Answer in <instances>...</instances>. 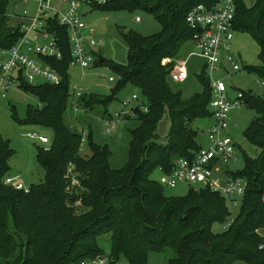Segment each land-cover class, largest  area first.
<instances>
[{
    "label": "trees",
    "instance_id": "16d2710c",
    "mask_svg": "<svg viewBox=\"0 0 264 264\" xmlns=\"http://www.w3.org/2000/svg\"><path fill=\"white\" fill-rule=\"evenodd\" d=\"M11 1L0 0V50H9L19 40V28L7 23ZM235 1L233 31L248 33L256 42L260 64L250 71L263 86L262 95L241 92L242 106L258 115L243 135L259 153L255 158L244 157L242 170L226 173L247 183L238 214L231 218L229 198L207 187L192 186L185 197H168L149 177L155 169L171 173L177 160L191 161L203 147L192 124L211 118L205 70L197 77L200 93L185 101L171 90L166 78L180 47L193 36L186 14L199 4L211 8L216 0H106L93 9L102 13L142 11L161 27L149 37L122 33L127 64L94 63L115 75V87L106 96L84 93L76 102L86 113L95 107L106 108L127 84L140 90L146 105L145 110L133 111L139 126L131 132L127 163L111 170L108 149L94 144L90 135L86 140L90 156L82 157L85 133L73 132L64 116L71 102L66 30L50 20L62 57L48 63L58 70L61 81L58 86L20 82L22 90L39 102L36 110L27 109L21 123L51 129L54 140L50 147L37 151L44 182L31 185L24 193L4 184L13 149L0 134V264H81L104 256L98 242L101 236L109 237L107 257L112 264L122 259L127 264H146L149 254L167 250L174 256L167 264H264V249L260 248L264 237L258 233L264 231V0H256L251 7ZM165 114L170 132L158 142L156 128ZM69 167L85 177L68 178ZM77 202L85 209L82 213L76 214ZM226 222L225 231L212 232L214 225Z\"/></svg>",
    "mask_w": 264,
    "mask_h": 264
},
{
    "label": "rangeland",
    "instance_id": "374dc122",
    "mask_svg": "<svg viewBox=\"0 0 264 264\" xmlns=\"http://www.w3.org/2000/svg\"><path fill=\"white\" fill-rule=\"evenodd\" d=\"M56 1L59 3L60 0ZM242 1L248 7L253 6L256 2V0ZM24 9L33 16L35 11L33 3L24 6L22 11ZM81 14L83 15L82 20L93 30V36L99 43L97 47L93 48L95 57H101L104 61H109L118 66L126 65L128 59L127 46L121 35L122 33L131 31L149 37L159 33L161 29L159 23L152 16L142 11H136L134 14L125 11L102 13L89 6H83ZM136 18L141 21H137ZM7 23L8 26L18 27L16 20L8 18ZM233 32V39L230 43L231 53L236 57L240 71L230 72L228 75L216 72L211 79L213 81L223 80L227 88H229L228 95L231 97L234 96V93L242 91H250L252 94L262 95L263 86L259 85L261 81L250 71L251 68L260 64L258 62L259 48L250 34L239 31ZM196 53L197 50L192 41L185 42L175 56L173 64L185 62L187 78L184 82H174L170 77L166 78L171 90L179 92L183 101L191 99L196 93H200L202 88L197 77L205 70V65L202 58L195 56ZM69 69L71 93H73L74 87L77 86V89L83 90L84 93L106 96L109 90L115 87V81H108V78H115V75L106 66H92L86 71H82L78 67ZM42 84H45L44 80H38L36 83L37 86ZM132 96H135L136 99L132 100ZM5 97V99L0 98V134L8 142L9 148L13 149V154L7 161V176L10 178L19 177L16 180L20 181L25 189H29L31 185L44 182V171L37 164L36 156L38 149L44 150V148L51 146L54 140V132L46 127L23 125L21 123L26 118L27 109L36 110L39 108V102L30 93H25L20 84L14 83L10 91L5 93ZM126 100H130V102L125 107L123 102ZM145 105L146 99L143 98L140 90L132 84H127L114 95L113 100L106 108L95 107L90 112H76L73 114L70 106L64 115L65 122L73 132L82 133L83 131L85 133L86 139L82 143L83 149L80 152L82 157L88 158L90 156V151L86 146V140L90 135L94 144L108 149L107 163H109L110 169L120 170L127 163L131 132L139 126V120L135 117L133 111L135 108L143 110ZM121 112H123L122 118L115 129L106 131V119L114 118L116 113ZM231 112V120L229 122L231 124L230 137L236 144V160L225 164V167L228 172L234 173L243 169L244 157L255 158L259 153V150L252 143H248L243 135L249 124L258 115L255 111L243 106L239 109H233ZM211 126L210 119H201L193 122L192 128L198 131L197 141L201 146H209L207 136ZM169 132L170 121L168 114H165L156 128V141H162ZM31 134H36L38 137L45 136L49 141L44 145L40 144L37 139L30 137ZM220 173L214 172L216 176H220L222 179L228 177L226 173ZM67 176L75 180L76 178L82 179L85 177L80 172L75 173L72 171L71 167L68 168ZM149 177L163 187V193L168 197H185L189 188L192 187L185 183H179L176 187L169 189L166 187L164 177L158 169H155ZM241 199H237L235 206H230L231 218L240 211L242 207ZM79 202L74 205V207L78 206L75 210L76 214L85 211ZM228 226L227 222L226 224H216L212 227V232L220 234ZM261 235L264 236V231L261 232ZM98 242L104 257L107 258L106 264H112L107 257L110 249L109 237L101 236L98 238ZM173 257V253L168 250L151 253L146 264H167ZM116 264H127V262L122 259ZM236 264L244 263L237 262Z\"/></svg>",
    "mask_w": 264,
    "mask_h": 264
},
{
    "label": "built area",
    "instance_id": "2783aa9c",
    "mask_svg": "<svg viewBox=\"0 0 264 264\" xmlns=\"http://www.w3.org/2000/svg\"><path fill=\"white\" fill-rule=\"evenodd\" d=\"M105 1L60 0L58 3L56 0H12L8 5L6 17L18 23L19 40L9 50H0V98H6L5 93L10 91L14 83L20 84L23 81L33 86H37L38 80H44L45 84L53 86H58L60 83L61 75L48 63L49 60L57 61L62 57L58 37L51 29L50 20H54L66 30L70 53L68 69L78 67L86 71L94 66L95 62H99L100 57L96 58L93 52V48L99 43L93 36V30L82 20L81 9L83 6L93 9ZM235 2V0H216L211 8L199 4L185 16L186 23L193 32L191 41L197 50L195 56L204 61L205 75L210 82L209 111L212 126L207 136L209 146L202 147L191 161L177 160L171 173H162L164 183L169 189L179 183L196 188L207 187L210 191L229 198L230 206H235L237 199L244 196L247 183L240 177L225 180L216 176L214 172L223 174L225 164L236 160V144L229 135V122L231 111L242 107L243 96L241 92H236L231 98L228 96V88L224 81H213L211 78L216 72L228 75L230 72L240 71L230 47L234 34ZM29 3L35 6L33 16L26 9L22 11ZM136 20L140 21L138 18ZM173 66L169 75L171 80L184 82L187 78L185 62L175 63ZM108 81L114 82L116 77H110ZM83 94V90L74 87L70 98L73 114L81 111L76 102ZM131 99L135 100L136 97L132 96ZM129 102L130 100L124 101L123 106L126 107ZM122 115L123 112L116 113L114 118L106 119V131L115 129ZM30 137L37 139L40 144L48 143V138L45 136L38 137L36 134H31ZM17 178L19 177H7L4 179V184L27 193L28 189H25L24 185L16 180ZM76 184L77 181H74L73 186ZM260 248L264 249V242ZM106 261L107 258L104 256H98L81 264H106Z\"/></svg>",
    "mask_w": 264,
    "mask_h": 264
},
{
    "label": "crops",
    "instance_id": "0c3cea01",
    "mask_svg": "<svg viewBox=\"0 0 264 264\" xmlns=\"http://www.w3.org/2000/svg\"><path fill=\"white\" fill-rule=\"evenodd\" d=\"M141 21V20H140ZM229 91V88H228V90H227V92ZM229 96V95H228ZM231 97V96H230ZM232 97H234V96H232ZM231 97V98H232ZM233 111V110H232ZM232 113V112H231ZM230 120H231V114H230ZM230 123H229V128H230ZM230 131H231V129L229 130V135H230ZM204 147V146H203ZM228 172V169L226 168V167H224V173H227ZM228 177H226L225 178V180L227 179ZM261 232H263V231H260V234H261Z\"/></svg>",
    "mask_w": 264,
    "mask_h": 264
},
{
    "label": "water",
    "instance_id": "95a60500",
    "mask_svg": "<svg viewBox=\"0 0 264 264\" xmlns=\"http://www.w3.org/2000/svg\"><path fill=\"white\" fill-rule=\"evenodd\" d=\"M103 62V59L100 57L99 58V63L101 64Z\"/></svg>",
    "mask_w": 264,
    "mask_h": 264
}]
</instances>
